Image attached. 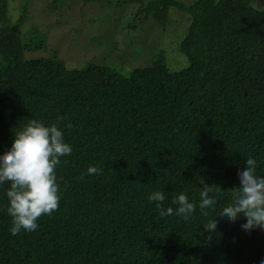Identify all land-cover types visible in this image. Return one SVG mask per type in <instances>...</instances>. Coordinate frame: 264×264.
I'll use <instances>...</instances> for the list:
<instances>
[{
	"label": "trees",
	"instance_id": "16d2710c",
	"mask_svg": "<svg viewBox=\"0 0 264 264\" xmlns=\"http://www.w3.org/2000/svg\"><path fill=\"white\" fill-rule=\"evenodd\" d=\"M91 3L96 0H82ZM130 1V0H129ZM128 31L169 7L189 15L178 49L188 65L170 71L163 55L127 75L99 64L68 69L21 39L0 0V153L29 119L57 123L71 145L56 167L60 200L33 231L11 235L0 185V264H259L264 231L217 216L249 156L264 175V8L251 0H131ZM21 17V16H19ZM59 118V120H58ZM94 165L99 175L85 174ZM82 177V178H81ZM203 184L221 189L214 208L190 221L160 217L147 196L171 206L183 191L198 203ZM215 218L217 230L202 224Z\"/></svg>",
	"mask_w": 264,
	"mask_h": 264
},
{
	"label": "rangeland",
	"instance_id": "374dc122",
	"mask_svg": "<svg viewBox=\"0 0 264 264\" xmlns=\"http://www.w3.org/2000/svg\"><path fill=\"white\" fill-rule=\"evenodd\" d=\"M175 1L188 6L197 0ZM251 1L264 8V0ZM6 4L9 21L21 19L22 41L39 48L24 52L26 59L54 56L68 69L93 63L122 75L149 66L160 53L170 71L188 65L178 46L189 15L174 7L168 8L165 26L148 18L131 33L128 25L139 5L131 0H6Z\"/></svg>",
	"mask_w": 264,
	"mask_h": 264
},
{
	"label": "clouds",
	"instance_id": "9594fccd",
	"mask_svg": "<svg viewBox=\"0 0 264 264\" xmlns=\"http://www.w3.org/2000/svg\"><path fill=\"white\" fill-rule=\"evenodd\" d=\"M71 151L72 147L64 140L57 123L45 124L39 119H29L12 135L10 145L0 153V185L8 183L5 196L6 212L11 218L8 228L11 235L22 230H35L39 217L50 215L57 209L60 194L55 169L61 162L60 157L68 156ZM244 164L238 185L230 190V204L217 216L228 222L243 217L241 230L247 232L259 228L264 231V175L257 174V162L253 157L246 158ZM101 171L89 165L85 174L99 175ZM220 192L216 185L202 183L198 203L191 201L183 191L178 192L172 200L175 209L162 207L165 194L161 190L151 192L147 199L156 202L160 217L175 215L190 221L197 208L201 215L207 216V210L214 208ZM202 227L213 233L217 230V221L210 218ZM259 264H264V258Z\"/></svg>",
	"mask_w": 264,
	"mask_h": 264
}]
</instances>
